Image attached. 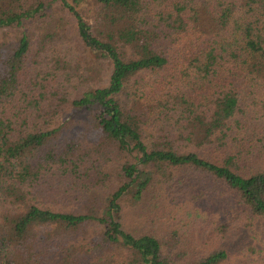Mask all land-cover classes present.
I'll use <instances>...</instances> for the list:
<instances>
[{
    "label": "trees",
    "instance_id": "16d2710c",
    "mask_svg": "<svg viewBox=\"0 0 264 264\" xmlns=\"http://www.w3.org/2000/svg\"><path fill=\"white\" fill-rule=\"evenodd\" d=\"M197 174L235 208L205 231ZM150 188L178 228H123ZM242 218L264 234V0H0V264H264Z\"/></svg>",
    "mask_w": 264,
    "mask_h": 264
},
{
    "label": "rangeland",
    "instance_id": "374dc122",
    "mask_svg": "<svg viewBox=\"0 0 264 264\" xmlns=\"http://www.w3.org/2000/svg\"><path fill=\"white\" fill-rule=\"evenodd\" d=\"M79 52L72 51V56L67 57L73 62V68L76 70L72 72L70 75L78 76L82 70L81 67H76L75 63H79L82 65L83 63L79 61ZM55 57L59 56L60 58L64 57L63 51H55ZM77 69H79L77 71ZM70 114V111L67 115ZM82 119V113H79ZM71 117V114H70ZM84 117V116H83ZM76 126H79V123L75 122ZM179 176L181 178L192 179L191 173H187L185 171H180ZM197 178V182L191 185L193 189L199 194V198L190 199V205L193 202H196V207L190 206V211H194L195 209H200L205 211L208 208H211V216L203 215L202 219H197L194 222L190 223L189 227L192 231L199 230H208L213 227V221L221 217L223 219L224 211L232 212L235 208H231L234 204L233 200L224 195V188L220 185L218 181L213 180L209 176L197 174L195 176ZM176 184V183H175ZM177 192L176 189L173 190ZM152 188L145 193L142 202L136 203L135 205L126 206L123 211V215L121 216V222L123 224V228L126 230L131 229L137 230V233L147 232L153 233L158 232L161 229L178 228L179 227V219L180 217L176 214L177 209L173 208L172 205L163 204L162 200L159 196H155ZM157 205V206H156ZM219 211V212H217ZM244 219V220H243ZM244 223L249 227H244L236 232V236L233 239V245L238 249V245L244 249L241 250L240 253L251 252V250L246 251L248 246H251L253 249L264 248V234L256 233L258 231V226L261 221H253L250 223L247 218H242ZM239 222V221H238ZM264 220H262V224ZM251 224V225H250ZM238 244V245H237ZM247 245V247H246ZM182 246V245H181ZM258 253H252L250 257V261L257 260L259 261L260 257H257Z\"/></svg>",
    "mask_w": 264,
    "mask_h": 264
}]
</instances>
